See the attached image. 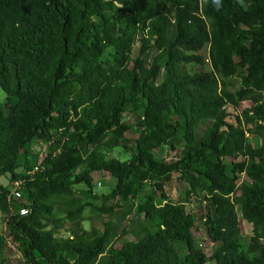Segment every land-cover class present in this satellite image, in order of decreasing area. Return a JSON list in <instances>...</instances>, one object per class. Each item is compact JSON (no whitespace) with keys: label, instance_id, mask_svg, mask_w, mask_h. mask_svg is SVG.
<instances>
[{"label":"trees","instance_id":"trees-1","mask_svg":"<svg viewBox=\"0 0 264 264\" xmlns=\"http://www.w3.org/2000/svg\"><path fill=\"white\" fill-rule=\"evenodd\" d=\"M205 44L210 69L190 72L185 64H204ZM0 89V176L24 177L26 197L8 200L0 184V211H10L6 224L27 262L264 264V0H0ZM246 99L251 106L228 121L227 107ZM125 113L135 117L132 140ZM35 140L49 144L39 161ZM169 141L178 152L157 160ZM115 148L130 155L107 157ZM27 162L31 174L15 173ZM97 172L113 179L103 199L149 227L116 250L108 226L82 225L81 199ZM179 184L183 199L173 198ZM196 195L215 243L209 256L186 206ZM21 205L28 213L18 214ZM54 208L72 225L65 237L47 229L58 221ZM238 210L252 226L248 239Z\"/></svg>","mask_w":264,"mask_h":264},{"label":"rangeland","instance_id":"rangeland-1","mask_svg":"<svg viewBox=\"0 0 264 264\" xmlns=\"http://www.w3.org/2000/svg\"><path fill=\"white\" fill-rule=\"evenodd\" d=\"M139 41H135L133 50L131 52V56H135L138 51ZM204 57L205 62L203 65H199L198 63H187L185 64L186 68L192 72L198 69L209 70L210 63L207 58L208 55V45L205 44L204 47L199 51ZM156 54V49L151 48L146 51L144 54V60L146 64H150L152 58ZM163 68V67H162ZM161 68V76L163 75V69ZM160 76V77H161ZM162 79V78H161ZM4 93L0 89V102L4 100ZM251 106V101L249 99L241 101L239 107L237 109H232L227 107L229 115L227 116V120L230 122L235 121V115L240 114V112ZM124 120L131 124L130 128L124 132V135L128 139H134L136 136L135 132V117L130 116L129 113L124 114ZM247 140L254 146H259L261 143V138L258 135L253 133H247ZM172 144V145H171ZM16 143H12L9 147L8 153L12 155L14 153ZM179 144L177 141H169L165 144H162L155 151V158L157 160H169L178 152ZM31 149L33 153L37 156L38 161L41 160L48 152H49V144L45 141H33L31 145ZM91 148H84V155L89 153ZM130 155L129 150L126 151L122 148H115L109 153H107V157H118L120 159L127 158ZM240 160V157L234 159L235 163ZM229 162V158L227 159ZM230 163V162H229ZM34 169L30 168V163L20 164L16 169L15 173L26 175L27 173H32ZM103 173L97 172L93 174L92 181V193L89 196H82L81 202L83 203L82 214L86 218L82 225L86 230H90L92 228L98 229L100 232L104 231L105 227L108 226V230H110L111 234V243L109 247L113 250H116L122 242L127 240H136L141 237L149 230L148 224L144 218H141L139 214L136 212H131L130 214H126V208L120 202V207L115 204V200L111 199H103V194L108 193V189L113 186V179L109 175H102ZM10 174L7 173L5 175L0 176V184L2 186L8 187L11 191L13 188V183L15 180H20L19 190L21 192V196L17 199L19 202H26V197L23 195V186L25 185V180H21L24 177L10 178ZM82 184H78L76 186H72L75 195H79L80 187ZM186 188L185 184L180 185L179 188H176L172 191L173 198L183 199L184 190ZM199 195L189 196L186 206L189 209H193L194 214V226H193V238L197 248L201 249L206 256H209L212 253L213 243L206 232V228L202 222V214H203V206L204 203L200 202ZM105 202V203H104ZM119 202V201H118ZM104 203V205H103ZM115 204L114 210L109 211L105 209V207ZM55 216L58 218L56 222H48L47 229H51L54 232L55 236H67L69 234L68 229L72 226L71 223L64 218V216L58 211V208H54ZM9 211V208H8ZM14 212V211H13ZM12 212V213H13ZM10 215V211L8 214H4L0 211V234L5 238L9 235V230L6 224L7 216ZM238 221L241 230V234L244 238L248 239L252 234V226L249 222L244 220L239 213L238 210ZM5 242V240H4ZM264 244V240L262 241ZM0 263L1 264H18V259L15 257L14 252L9 249L6 242L4 243L3 248L0 251ZM207 264H214V262L208 259Z\"/></svg>","mask_w":264,"mask_h":264},{"label":"built area","instance_id":"built-area-1","mask_svg":"<svg viewBox=\"0 0 264 264\" xmlns=\"http://www.w3.org/2000/svg\"><path fill=\"white\" fill-rule=\"evenodd\" d=\"M19 183H20V180L14 181L13 188L7 196L8 200H10L11 198L14 200H17L20 198L21 192L19 190ZM10 209H11V211H14L13 210L14 208H12L11 206H10ZM28 210H29L28 207H26L24 205L18 206V208H16V211L20 215L28 213ZM4 239H5L7 246L9 247V249L14 252L15 257L18 259V264H31V263L27 262L26 259L24 258L23 254L19 248L18 242L13 238L11 233H9V235L6 238L4 237Z\"/></svg>","mask_w":264,"mask_h":264}]
</instances>
